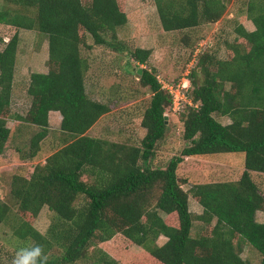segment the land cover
<instances>
[{
  "label": "trees",
  "instance_id": "1",
  "mask_svg": "<svg viewBox=\"0 0 264 264\" xmlns=\"http://www.w3.org/2000/svg\"><path fill=\"white\" fill-rule=\"evenodd\" d=\"M2 1L0 24L35 30L46 40L47 71L29 74L25 90L29 107L19 117L39 129L29 140V156L46 137L50 111L60 116L63 143L27 178H11L9 195L21 214L36 216L44 206L52 213L44 235L17 218L14 237L31 239L44 251L60 250L48 264H244L239 256L242 245L252 248L259 255L258 264H264V222L254 219L257 211L264 212V196L250 178L252 173L264 174V0H247L246 15L253 30L234 28L241 43L230 45L227 60H214L197 50L192 55L187 78L191 88L186 93L190 105H184L180 115L184 145L163 169L140 164L152 157L155 144L163 138L164 113L171 106V96L146 69L138 74V83L150 92L139 123L144 130L139 145L85 135L109 110L86 94L88 64L79 54L84 45L80 32L91 45L115 41L114 29L126 23L119 2ZM152 2L165 32L212 24L225 8L220 0ZM16 46L14 33L0 50V154L10 134L6 121L11 116ZM149 54L135 48L129 57L144 65ZM197 73L202 76L199 84L194 80ZM215 117L228 122L221 124ZM224 153L243 154L238 179L182 189L187 182L176 176V169L185 158ZM82 176L91 181H82ZM80 197L82 203L76 205ZM188 197L201 209L194 218L206 227L203 235H190L193 216ZM8 213L0 201V224ZM159 237L164 238L161 245L155 243Z\"/></svg>",
  "mask_w": 264,
  "mask_h": 264
},
{
  "label": "rangeland",
  "instance_id": "2",
  "mask_svg": "<svg viewBox=\"0 0 264 264\" xmlns=\"http://www.w3.org/2000/svg\"><path fill=\"white\" fill-rule=\"evenodd\" d=\"M117 1L125 14L126 23L114 29L115 41L109 39L107 45H91L90 38L80 32L84 45L79 47V54L88 64L84 76L86 94L89 99L107 105L109 110L85 135L108 143L134 147L139 145L144 135L139 123L150 97L149 90L138 83L139 69L150 71L161 86H169L171 90H175L178 83L181 85L183 80H187L193 66L191 58L195 50L198 54H206L214 60H227L231 55L230 45L241 43L234 28L240 25L251 31L253 26L246 15L247 0H220L225 8L216 22L171 32L161 29L152 0ZM4 6L0 0V9L5 8ZM9 8L18 11L17 7ZM14 33L17 35V46L11 87V116L6 121L10 134L5 149L0 154V201L9 209L6 220L0 224V264H11L19 248L34 244L31 239L21 240L14 237L17 218L28 222L41 235L45 234L52 218V213L45 206L36 216L21 214L9 195L11 178H27L36 164H43L45 158L63 144L57 125L48 126L46 137L40 141L35 155L30 157L29 140L39 129L26 126L21 131L15 130L18 124L13 122L14 116H24L29 107L30 99L25 92L28 76L30 73L47 71V56L44 36L35 30L16 29L3 24H0V50ZM87 45L90 47H86ZM135 48L149 50L150 54L144 65L136 64L129 57V52ZM196 75L194 80L199 84L202 76L198 73ZM187 86V90L191 88L189 82ZM224 88L227 89L228 85ZM173 93L176 94L175 91ZM172 95L171 102L176 103L179 97ZM184 105L188 104H181V108L173 111L171 103L170 109L165 110L164 136L155 144L152 157L146 163L140 162L142 167L163 169L168 160L179 153L184 145L180 122ZM215 119L221 124L228 122L221 117ZM242 170L243 154L224 153L185 158L177 166L176 176L186 180L187 184L182 189L187 190L193 184L234 181ZM250 178L264 196V174L252 173ZM81 180L91 181L86 176H82ZM81 203L80 197L75 204ZM188 210L193 216L191 237L207 233L206 227H202L194 218L200 214L201 209L190 197ZM254 219L263 223L264 212L257 211ZM163 242L162 237L155 241L157 245ZM45 252L49 258L55 259L60 255V250L55 247ZM239 256L244 264L259 262V255L248 245L241 246ZM76 264L87 263L82 261Z\"/></svg>",
  "mask_w": 264,
  "mask_h": 264
},
{
  "label": "clouds",
  "instance_id": "3",
  "mask_svg": "<svg viewBox=\"0 0 264 264\" xmlns=\"http://www.w3.org/2000/svg\"><path fill=\"white\" fill-rule=\"evenodd\" d=\"M49 256L40 244L27 245L19 248L11 264H48Z\"/></svg>",
  "mask_w": 264,
  "mask_h": 264
},
{
  "label": "built area",
  "instance_id": "4",
  "mask_svg": "<svg viewBox=\"0 0 264 264\" xmlns=\"http://www.w3.org/2000/svg\"><path fill=\"white\" fill-rule=\"evenodd\" d=\"M187 84H188V81L187 80H183V83L181 85L179 83L176 85L175 90H171V87H169V86H166V87H164L163 85L161 86V88L166 90V92L168 94L172 95V93L175 91L176 94L173 93L172 96L179 97L178 101L176 103L171 102L173 111L177 110L178 108H181L182 107L181 104L190 105V101H189V99H188V97L186 95L187 87H188Z\"/></svg>",
  "mask_w": 264,
  "mask_h": 264
},
{
  "label": "crops",
  "instance_id": "5",
  "mask_svg": "<svg viewBox=\"0 0 264 264\" xmlns=\"http://www.w3.org/2000/svg\"><path fill=\"white\" fill-rule=\"evenodd\" d=\"M42 73H45V72H42ZM10 108H11V106H10ZM14 117H15V119L13 120V122L18 124V125L15 126V130L21 131L22 128H24L25 126H27L26 124H24L19 119V117H21V116H14ZM53 122H54V124H52ZM59 122H60V116H59L58 112H54V111L48 112V115H47V123H48V126H51V125L55 126V125H57V128H58ZM52 128H54V127H52Z\"/></svg>",
  "mask_w": 264,
  "mask_h": 264
},
{
  "label": "water",
  "instance_id": "6",
  "mask_svg": "<svg viewBox=\"0 0 264 264\" xmlns=\"http://www.w3.org/2000/svg\"><path fill=\"white\" fill-rule=\"evenodd\" d=\"M138 72H140V71H138ZM164 119H165V117H164Z\"/></svg>",
  "mask_w": 264,
  "mask_h": 264
}]
</instances>
